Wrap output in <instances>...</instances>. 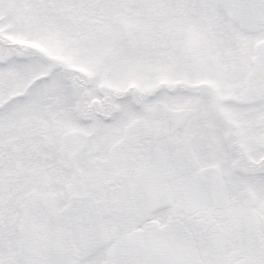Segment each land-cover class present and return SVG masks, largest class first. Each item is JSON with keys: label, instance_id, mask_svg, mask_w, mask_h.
<instances>
[{"label": "snow or ice", "instance_id": "snow-or-ice-1", "mask_svg": "<svg viewBox=\"0 0 264 264\" xmlns=\"http://www.w3.org/2000/svg\"><path fill=\"white\" fill-rule=\"evenodd\" d=\"M0 264H264V0H0Z\"/></svg>", "mask_w": 264, "mask_h": 264}]
</instances>
